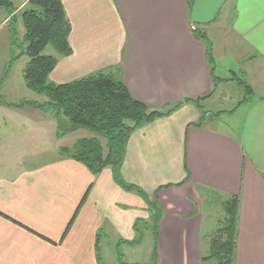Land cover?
Wrapping results in <instances>:
<instances>
[{
	"label": "crops",
	"instance_id": "1",
	"mask_svg": "<svg viewBox=\"0 0 264 264\" xmlns=\"http://www.w3.org/2000/svg\"><path fill=\"white\" fill-rule=\"evenodd\" d=\"M60 1L71 54L53 56L49 82L104 73L148 109L182 104L134 131L119 167L121 181L161 210L156 238L152 231L144 234L155 238L156 264H206L233 201L234 264H264V0H227L228 10L203 26L213 49V77L230 82L239 76L250 89L232 134L206 125L219 116L196 126L201 112L193 103L206 98L203 111L206 103L215 106L212 97L222 82H212L186 0ZM1 15L0 27L7 21ZM7 77L1 87L9 86ZM21 82L25 88L22 75ZM65 119L49 106L0 101V264H99L97 247L105 264L104 258L130 248L121 242L135 239L136 220L150 222L144 200L122 190L110 168L93 176L81 163L55 156L76 143L62 141L71 134L58 130L69 128ZM211 197L224 214L216 232L207 208Z\"/></svg>",
	"mask_w": 264,
	"mask_h": 264
},
{
	"label": "trees",
	"instance_id": "2",
	"mask_svg": "<svg viewBox=\"0 0 264 264\" xmlns=\"http://www.w3.org/2000/svg\"><path fill=\"white\" fill-rule=\"evenodd\" d=\"M186 2L190 13L195 0H186ZM25 8L18 17L19 10L9 0H0V14H3L8 22L10 46L18 51L14 60L24 56L28 59L22 71L24 86L33 94L44 97L46 103L42 105L25 102L17 105L6 104L3 101L1 103L9 107L30 105L36 109L49 106L57 117L63 116L68 119L70 126L64 132L84 129L92 134L91 138L77 141L72 148L63 149L64 156L84 165L93 176H98L103 169L110 168L114 182L122 190L133 192L144 200L151 212L150 222L136 220L133 224L135 239L130 242H121L128 247L139 246L144 240L145 232L152 231L155 237L161 210L156 200L149 201L139 188L121 181L119 167L123 161L124 149L129 136L134 131L157 119L171 115L182 104H175L163 111L148 109L132 98L119 79L104 73H96L60 85L49 82V75L54 70L57 59L43 55V52L50 46L56 55L70 56L71 49L68 44L70 24L60 0H28ZM18 20L21 21L23 28L21 38L17 29ZM191 33L193 38L204 46L206 62L212 82L216 86V83L222 81L213 77L215 63L211 41L203 30V26H193ZM11 63L1 80L8 76ZM233 80H236V84L244 90L246 101L250 94L249 87L241 80ZM205 99L201 98L193 103L201 112L197 127L202 125L207 116L216 117L203 111L200 103ZM236 207V202L233 201L226 209L228 216L225 226L218 231L211 242L210 255L203 258L206 264L208 262L234 264ZM96 253L97 261L101 264L98 247ZM117 258L119 264H125L120 254ZM149 264H156L155 251Z\"/></svg>",
	"mask_w": 264,
	"mask_h": 264
},
{
	"label": "rangeland",
	"instance_id": "3",
	"mask_svg": "<svg viewBox=\"0 0 264 264\" xmlns=\"http://www.w3.org/2000/svg\"><path fill=\"white\" fill-rule=\"evenodd\" d=\"M15 8H18L19 12L17 13V16L21 14L22 10H24L26 4H24L25 0H9ZM230 5V2L227 1L223 8L221 9L219 16L222 15L226 10H228ZM26 9V8H25ZM2 17L6 18L4 15H1ZM7 20V18H6ZM2 23V22H1ZM7 25L8 22L4 24V26L0 27V101L3 103H12V104H20L22 102L29 103V104H35L37 101L41 102L44 101V97L37 96L29 91H27L24 87H20L21 82V75L23 69H25V66L28 62V59L24 57H20L16 60V55L18 51L10 46V43L5 41L6 34L9 35L7 31ZM17 28L19 29V38L22 37L23 31L21 29V21L18 20ZM56 53L54 50L48 46L45 48L43 55L46 56H54ZM10 64V70H9V78H10V84L7 83L9 86L1 87L3 85L5 78L1 80L2 76H5L6 68H8L9 63ZM215 71V66H214ZM226 76V74H223ZM223 76V77H225ZM218 77V75H217ZM8 78V77H7ZM222 78V77H221ZM229 79H237L238 81L241 80V78L238 76H230ZM241 82V81H240ZM221 82L216 83L218 85ZM3 88V89H2ZM245 93L244 90L239 87L236 84V80L230 81V82H224L222 81V84L217 87V90L215 92L214 97H212V100L216 101L215 106L208 107V103H206L205 111L211 115H216V117L219 116V119L215 123H207L208 127H212L215 130L222 132V133H228L232 134L234 132L235 125L238 123L240 113H238V106L239 103L244 99ZM204 111V112H205ZM68 123V119H65ZM70 124V123H69ZM210 124V125H209ZM58 130H61L62 133H66L60 129L59 125ZM71 133L67 138L63 139L62 141L68 142L69 141H79L84 138H89L91 133H89L87 130L80 129L73 132H67ZM63 149H70V148H63ZM63 149H61L55 156L58 155H65L63 152ZM215 197L209 200V203H211L210 207H207L210 211V224L212 225L213 231L217 230L219 228L218 222H221V220H224V214L223 210L218 203L220 200L216 199ZM217 202V203H215ZM208 211V212H209ZM216 232V231H214ZM205 234V231L203 232ZM155 238L152 237V235L146 234L144 237L143 242L139 246L130 247V248H124L120 249L119 253L122 257V261L125 264H149L152 261V253L155 248ZM118 254H116L112 258H104L105 264H119L118 263ZM207 264H213L212 262H208Z\"/></svg>",
	"mask_w": 264,
	"mask_h": 264
},
{
	"label": "water",
	"instance_id": "4",
	"mask_svg": "<svg viewBox=\"0 0 264 264\" xmlns=\"http://www.w3.org/2000/svg\"><path fill=\"white\" fill-rule=\"evenodd\" d=\"M227 0H195L190 13L189 26H207L214 23Z\"/></svg>",
	"mask_w": 264,
	"mask_h": 264
}]
</instances>
